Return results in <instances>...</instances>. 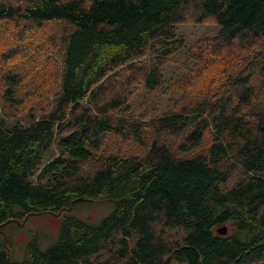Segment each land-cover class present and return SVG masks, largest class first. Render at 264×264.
<instances>
[{
  "label": "trees",
  "instance_id": "1",
  "mask_svg": "<svg viewBox=\"0 0 264 264\" xmlns=\"http://www.w3.org/2000/svg\"><path fill=\"white\" fill-rule=\"evenodd\" d=\"M44 213L0 264H264V0H0V229Z\"/></svg>",
  "mask_w": 264,
  "mask_h": 264
},
{
  "label": "rangeland",
  "instance_id": "2",
  "mask_svg": "<svg viewBox=\"0 0 264 264\" xmlns=\"http://www.w3.org/2000/svg\"><path fill=\"white\" fill-rule=\"evenodd\" d=\"M217 28L218 27L215 24L178 25V30L186 39L188 46L203 36L216 33ZM134 88L137 87L134 86ZM112 209L113 204L110 202L97 201L83 209L75 210L73 214L86 220L92 225H97L103 220V218L110 214ZM223 227H226L227 231H231V226L228 223L218 226V228ZM59 231L60 219L58 217L48 213L32 215L22 224L10 222L0 229V248L3 243L6 244L10 252H13L16 258L21 259L27 244L33 237V234H37L39 246L41 249L45 250L56 242L59 236Z\"/></svg>",
  "mask_w": 264,
  "mask_h": 264
},
{
  "label": "water",
  "instance_id": "3",
  "mask_svg": "<svg viewBox=\"0 0 264 264\" xmlns=\"http://www.w3.org/2000/svg\"><path fill=\"white\" fill-rule=\"evenodd\" d=\"M218 232L221 234H225L227 232V228L226 227L218 228Z\"/></svg>",
  "mask_w": 264,
  "mask_h": 264
}]
</instances>
